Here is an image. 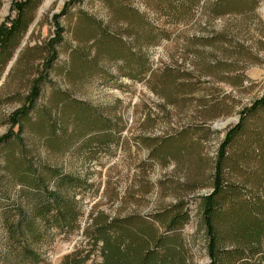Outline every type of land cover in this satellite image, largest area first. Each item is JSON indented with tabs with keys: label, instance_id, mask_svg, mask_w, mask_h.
Here are the masks:
<instances>
[{
	"label": "rangeland",
	"instance_id": "rangeland-1",
	"mask_svg": "<svg viewBox=\"0 0 264 264\" xmlns=\"http://www.w3.org/2000/svg\"><path fill=\"white\" fill-rule=\"evenodd\" d=\"M19 1L0 0V29L7 27ZM123 2L164 28L167 36L149 46V34L140 21L121 15L124 9L114 2L40 0L0 75V135L16 131L10 115L23 106L34 79L41 78L39 95L21 122V148L32 163L61 169L86 182L76 195L78 229H45L40 241L29 242L38 261H21L20 249L11 240L16 235L6 229L3 208L15 201L30 215L33 203L23 197L25 186L15 176L9 171L2 175L5 160L0 148V264H62L76 249L82 254L89 251L83 230L98 214L142 217L158 232L181 240L186 264H209L200 198L210 191L212 164L225 130L264 88V0H256L252 8L251 0H230L233 9L218 15L209 13L208 0L196 16L174 23L140 0ZM95 22L120 34L131 49L103 43ZM119 55L130 57L133 64L143 60L151 69L140 81L129 79L121 73L122 63L112 60ZM72 101L107 117L115 143L88 148L82 145L87 136L75 143L80 130L93 120L85 118ZM48 115L64 127L65 143L47 134ZM263 130V113L247 121L233 146L241 163L246 161V142ZM167 138H172L171 143L163 151L156 149ZM64 144L69 147L66 151ZM245 166L261 169L249 160ZM179 202L188 221L167 232L154 216ZM100 262L97 245L84 264Z\"/></svg>",
	"mask_w": 264,
	"mask_h": 264
},
{
	"label": "trees",
	"instance_id": "trees-1",
	"mask_svg": "<svg viewBox=\"0 0 264 264\" xmlns=\"http://www.w3.org/2000/svg\"><path fill=\"white\" fill-rule=\"evenodd\" d=\"M39 1L21 0L15 3L13 18L7 27L0 29V75L19 46L22 34L33 19L32 11ZM105 1L114 2L121 11L124 9L121 15L127 18L134 16L140 21L149 34V38H146L149 46L158 43L160 37L167 36L164 28L151 24L137 8L127 7L124 0ZM140 1L166 22L174 23L196 16L197 11L202 10L208 0ZM210 1L211 15L233 9L229 6L230 0ZM251 1L252 8L256 0ZM120 19L125 20L124 17ZM95 23L99 27L103 43L131 49L120 34ZM52 50L51 48L50 54ZM112 60L122 63V75L136 81L142 80L151 69L143 60L136 59L133 64L130 57L123 55ZM39 80L41 78L34 79L33 86L24 97L23 106L10 115L11 124L17 126L16 131L12 132L10 129L0 135V148H3L2 157L5 160V172L2 175L8 176L9 171L15 176L17 183L25 186L23 197L33 203L29 215L23 205L10 201L3 208V218L7 231L16 235L11 240L20 249L19 258L21 261L32 260L31 262H37L39 258L29 242L40 241L45 229L54 227L61 232L78 229L80 208L76 195L86 188L85 180L77 175L41 163H32L30 155L21 148V122L26 119L39 95ZM72 103L80 107L85 118L93 120L92 125L80 130L75 143L85 136L88 139L82 140V145L88 148L91 145L107 147L115 143L107 117L86 104L76 101ZM261 113L264 114V88L258 98L239 111L237 121L227 127L216 148L210 176L211 188L201 196L199 204L209 264H264V130L257 131L256 136L248 140L245 146L246 161L258 164L261 169L243 167L246 161L241 163L240 154L233 148L237 137L244 134L247 121ZM48 116L45 124L47 134L54 141L65 143L61 140L65 136L64 127L57 118ZM171 139L162 140L156 149L163 151L171 143ZM63 149L66 151L69 147L65 145ZM13 215L15 219L9 220ZM154 217L167 232L177 230L188 221L187 211L180 202ZM83 232L90 250L82 254L76 249L62 264H84L97 245L101 256L99 264H186L181 240L158 232L152 222L139 216L106 217L98 214L91 226Z\"/></svg>",
	"mask_w": 264,
	"mask_h": 264
}]
</instances>
